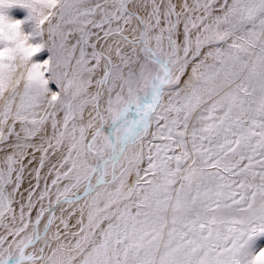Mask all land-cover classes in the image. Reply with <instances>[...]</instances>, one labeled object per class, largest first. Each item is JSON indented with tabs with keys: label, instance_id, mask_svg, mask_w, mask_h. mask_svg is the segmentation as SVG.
Returning a JSON list of instances; mask_svg holds the SVG:
<instances>
[{
	"label": "snow or ice",
	"instance_id": "1",
	"mask_svg": "<svg viewBox=\"0 0 264 264\" xmlns=\"http://www.w3.org/2000/svg\"><path fill=\"white\" fill-rule=\"evenodd\" d=\"M262 233L264 0H0V264H264Z\"/></svg>",
	"mask_w": 264,
	"mask_h": 264
},
{
	"label": "rangeland",
	"instance_id": "2",
	"mask_svg": "<svg viewBox=\"0 0 264 264\" xmlns=\"http://www.w3.org/2000/svg\"><path fill=\"white\" fill-rule=\"evenodd\" d=\"M15 7H18L20 8L21 11L25 12V15L22 17V18H26L27 17V9H23L22 7L20 6H15ZM11 10V9H10ZM16 19H20V18H17ZM26 31L30 30L29 27L27 26L25 28ZM54 87V85H53ZM251 246H252V249L253 250H258V248L260 246H264V233L262 234H259L258 236L256 237H253V240H252V243H251Z\"/></svg>",
	"mask_w": 264,
	"mask_h": 264
},
{
	"label": "bare ground",
	"instance_id": "3",
	"mask_svg": "<svg viewBox=\"0 0 264 264\" xmlns=\"http://www.w3.org/2000/svg\"><path fill=\"white\" fill-rule=\"evenodd\" d=\"M8 15L13 19H16V17L22 18L25 15V12L21 11L20 8L14 6L13 8H11V10H8ZM26 27L27 25H25V28Z\"/></svg>",
	"mask_w": 264,
	"mask_h": 264
}]
</instances>
